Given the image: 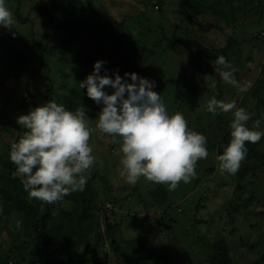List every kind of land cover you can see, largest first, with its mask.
<instances>
[{
  "label": "rangeland",
  "instance_id": "rangeland-1",
  "mask_svg": "<svg viewBox=\"0 0 264 264\" xmlns=\"http://www.w3.org/2000/svg\"><path fill=\"white\" fill-rule=\"evenodd\" d=\"M47 1L6 0L15 23L8 29L0 26V181L4 184L23 187L7 156V146L15 140V132L7 124L17 119L16 103L28 99L29 112L47 102L48 80L39 52L30 45V33L48 49L44 63L53 80L50 99L58 104L65 106L72 89L80 92L72 67L84 65L91 74L94 63L102 60L106 63L100 75L107 72L113 77L126 58L131 73L155 82L153 90L162 96L170 115L181 112L192 130L200 121L213 144L234 117L232 112L219 113L221 119L209 113L207 103L212 97L235 101L237 107L252 114L248 127L260 119L258 130L264 131V119L258 116L248 91L224 82L215 73L211 57L194 55L201 48L217 52L232 38L238 45L224 57L237 69L234 76L238 83L252 86L264 77V41L259 38L264 28V0H203L219 2L228 16L233 11L230 22L185 0H79L96 31L78 34L70 50L58 48L62 40L42 17ZM17 9L26 23L16 20ZM102 10L120 23L122 46L112 42L111 27ZM105 91L112 93L110 88ZM79 101L81 98L76 107ZM84 106L90 110L86 113L92 120L89 127L95 129L100 106L89 98ZM89 143L95 162L86 173L84 189L64 196L54 219L46 224V228L54 225V237L66 247L69 258L107 264H208L217 242L226 245L229 264H253L264 254V167L240 180L236 174L222 172L215 152L208 151V157L197 162L190 181H181L175 190L143 177L132 185L121 175V155L116 154L119 144H114L111 136L93 131ZM258 150L264 154V143ZM159 188L167 193L163 205L151 197ZM30 200L39 211L45 208L42 202ZM1 205L0 228L5 220L12 228L0 230V255L25 259L40 255L38 241L22 215L15 210L4 214ZM17 221L21 222L19 228ZM106 222L116 227L114 237L121 254L105 234Z\"/></svg>",
  "mask_w": 264,
  "mask_h": 264
},
{
  "label": "clouds",
  "instance_id": "clouds-1",
  "mask_svg": "<svg viewBox=\"0 0 264 264\" xmlns=\"http://www.w3.org/2000/svg\"><path fill=\"white\" fill-rule=\"evenodd\" d=\"M14 23L6 0H0V26L8 29ZM105 63L96 61L93 72L79 83L80 89H86L87 97L100 106L95 129L89 127L92 120L86 113L90 110L82 101L74 110H68L49 100L18 116L16 123L26 131L10 145L9 158L30 199L51 205L84 189L86 173L95 162L89 143L93 131L107 134L114 144H119L116 154L121 155V175L132 185L143 177L175 190L181 181L188 183L195 175L197 162L208 157L207 137L190 129L181 112L169 114L162 96L153 90L154 81L137 73H124L121 77L118 69L114 78L107 72L100 75ZM211 63L224 82L242 92L250 89V83H238L234 76L237 69L224 56ZM106 88L112 93L108 94ZM207 110L214 115L233 113L230 142L216 159L222 172L234 175L246 159V142L255 144L264 137V131L258 130L261 120H255L249 128L251 113L237 107L235 101L215 97L208 101Z\"/></svg>",
  "mask_w": 264,
  "mask_h": 264
},
{
  "label": "trees",
  "instance_id": "trees-1",
  "mask_svg": "<svg viewBox=\"0 0 264 264\" xmlns=\"http://www.w3.org/2000/svg\"><path fill=\"white\" fill-rule=\"evenodd\" d=\"M185 1L195 8L206 9L210 11L215 16L223 19L224 21H233V11L230 10L231 13L228 16L224 9L219 8V2L206 3L203 0ZM15 15L17 17L16 20L19 23L27 22V20H24L19 16L18 9L16 10ZM102 16L104 18L105 23L111 27L110 35L111 38H113L112 42L118 43L120 46H122L118 35L120 23H117L112 20L103 10ZM42 17L44 20L47 21L50 30L55 34V36L62 40L60 41L58 46V48L60 49L70 50L74 45L78 34L82 32L94 33L96 31L95 23L88 15L86 9L79 0H48L42 7ZM263 33L264 28L261 34ZM259 38L261 39V41H264L262 35ZM30 45L33 49L39 52L42 64L41 66L48 80V89L46 92H44V95L45 99L49 101L51 100L50 96L53 92V80L50 77V68L44 63V58L48 49L41 45L38 41L34 40L33 33H30ZM237 45L238 43L236 40L229 38L226 46L221 48L217 52H211L207 49L201 48V50L196 51L194 55L197 58L211 57L214 61L219 56H226L229 53L230 49L233 46ZM117 69L118 74L121 77H124V73H131V66L126 58L122 59L120 64L116 67L115 71ZM71 71L76 76L75 87L80 89L79 83L86 79L89 73L84 65L74 66L72 67ZM262 71V74L264 75V67ZM248 94L254 101V109L257 111L258 116L264 119V77L261 76V78L255 80V82L250 88V91L248 90L247 95ZM70 95L71 96L65 97V107L68 110H74L76 108V100H79L81 98V101L84 104L88 99L86 95V89H80L79 93L75 89H72ZM29 105L30 102L28 101V99H23L16 103L15 110L17 113V118L20 115L27 114ZM218 118L221 119L220 114H218ZM16 120L9 121L7 124V126L12 128L15 132L14 142H18V139L26 131V129L16 123ZM232 120L233 118H231V121ZM230 123L228 127H226V130L221 135L220 140L216 143V145L209 140L208 136L205 133V128L203 124L200 121H197V123H195V131L207 137V151H214L216 158L218 155L223 154L224 149L230 142ZM263 143L264 137H262V139L255 144L246 142V147L248 150L247 156L246 159L242 162L240 169L236 173V176L240 180L246 178L249 173H254L260 168L264 167V154L258 150V148ZM7 151L10 153V146H7ZM7 156L8 160L10 161L9 154H7ZM10 163L15 166L11 161ZM100 179H102V177H100ZM7 184H4L2 181H0V205L3 200H5L6 202L1 205L2 212L6 214L10 212V210H15L22 215V219H24V221L31 227L32 233L38 241L40 255L38 254L37 256V254L35 253L32 259L15 257L12 256V254L6 255L5 258L0 255V264H9V261H14L15 263L19 264H44L46 263V261L48 262V264H107L97 262L94 259L76 260L69 258V256L64 252L66 247H63L62 244H58V241H56V238L54 237V225L50 223V227L46 228L47 222L52 221L54 219V213L58 206H60L61 200L51 205L45 204V208L39 211L37 205L28 198L27 192L24 190L23 187H21L20 185L13 186L12 184ZM80 196L82 199L83 195L81 194ZM151 197L154 203L158 205H163L166 203L167 193L162 190V188H159L156 191L152 192ZM85 204L87 203L85 202ZM103 207L104 204L102 206V209L104 210L105 208ZM63 217L67 216L65 215ZM4 222L5 226L0 228V230L12 228L10 227L7 220L3 221V223ZM115 232L116 227L113 224L106 222L105 234L109 238L110 244L114 247L115 252L121 254L122 249L115 240ZM78 235L81 236V233ZM97 237L100 238L101 233H99ZM77 242L79 241L77 240ZM213 248V254L208 257V264L230 263L226 245L224 243H214ZM42 260H45V262H41ZM253 264H264V254L260 255V257L256 261H254Z\"/></svg>",
  "mask_w": 264,
  "mask_h": 264
},
{
  "label": "built area",
  "instance_id": "built-area-1",
  "mask_svg": "<svg viewBox=\"0 0 264 264\" xmlns=\"http://www.w3.org/2000/svg\"><path fill=\"white\" fill-rule=\"evenodd\" d=\"M262 35L264 36V33ZM9 264H19V263H15L14 261H9Z\"/></svg>",
  "mask_w": 264,
  "mask_h": 264
}]
</instances>
